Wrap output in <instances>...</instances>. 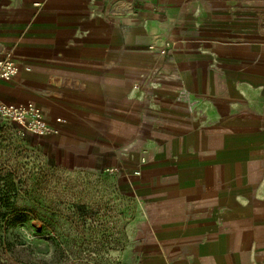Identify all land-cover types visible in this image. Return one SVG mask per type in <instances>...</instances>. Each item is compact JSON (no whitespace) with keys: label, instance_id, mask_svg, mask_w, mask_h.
<instances>
[{"label":"crops","instance_id":"crops-1","mask_svg":"<svg viewBox=\"0 0 264 264\" xmlns=\"http://www.w3.org/2000/svg\"><path fill=\"white\" fill-rule=\"evenodd\" d=\"M4 57L46 154L135 192L121 264H264V0H0Z\"/></svg>","mask_w":264,"mask_h":264},{"label":"rangeland","instance_id":"rangeland-1","mask_svg":"<svg viewBox=\"0 0 264 264\" xmlns=\"http://www.w3.org/2000/svg\"><path fill=\"white\" fill-rule=\"evenodd\" d=\"M21 132L0 118V188L8 197L0 204V264H121L136 226L135 192L108 169L46 154Z\"/></svg>","mask_w":264,"mask_h":264},{"label":"built area","instance_id":"built-area-1","mask_svg":"<svg viewBox=\"0 0 264 264\" xmlns=\"http://www.w3.org/2000/svg\"><path fill=\"white\" fill-rule=\"evenodd\" d=\"M168 45V43H165L159 49V53L163 54ZM148 48L154 49L152 45H149ZM17 72L18 66L14 61L7 57L0 59V80L9 81ZM0 118L15 125L20 131L31 135L43 136L57 132L55 127L50 126L43 119L40 109L30 104L20 107L0 101Z\"/></svg>","mask_w":264,"mask_h":264},{"label":"trees","instance_id":"trees-1","mask_svg":"<svg viewBox=\"0 0 264 264\" xmlns=\"http://www.w3.org/2000/svg\"><path fill=\"white\" fill-rule=\"evenodd\" d=\"M4 182H6L5 186L9 187L10 182L9 181H4ZM5 188H7V187H5ZM5 188H4V190H5ZM7 199H8V197H7L6 192H3V189L0 188V204H1V202L7 201Z\"/></svg>","mask_w":264,"mask_h":264}]
</instances>
